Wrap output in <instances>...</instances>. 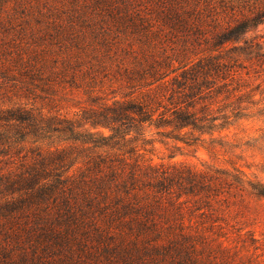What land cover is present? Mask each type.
I'll return each mask as SVG.
<instances>
[{"label": "trees", "instance_id": "obj_1", "mask_svg": "<svg viewBox=\"0 0 264 264\" xmlns=\"http://www.w3.org/2000/svg\"><path fill=\"white\" fill-rule=\"evenodd\" d=\"M33 15L38 28L30 26ZM92 16L101 18L105 36L118 41L126 32L142 44L140 68L128 79L145 80L138 90L147 91L85 111L81 123L20 105L0 107V264H78L87 257L186 264L228 252L219 223L223 206L245 190L264 197V184L239 170L155 162L146 153L147 145L155 149L148 132L156 130L164 145L173 140L177 149L212 154L217 150L204 137L213 145L215 133L249 117L264 99V34L248 35L264 23V0H0L2 77H16L15 70L34 76L31 58L24 61L18 49L24 29L42 33L44 24L62 28L66 19L72 26ZM173 39L212 50L232 44L234 62L209 56L189 66L178 60ZM127 53L139 58L132 46ZM220 97L232 110H206L214 102L207 99ZM200 101L204 110H196ZM100 127L109 133L94 131ZM55 136L81 146L45 144Z\"/></svg>", "mask_w": 264, "mask_h": 264}, {"label": "rangeland", "instance_id": "obj_2", "mask_svg": "<svg viewBox=\"0 0 264 264\" xmlns=\"http://www.w3.org/2000/svg\"><path fill=\"white\" fill-rule=\"evenodd\" d=\"M9 5H13V1H10ZM29 20L32 28H38L34 15ZM100 20L98 16H92L87 23L74 19L75 22L71 26V21L66 19L67 24L62 28H46L47 24H44L45 30L42 33L34 31L35 33L31 34L30 27L24 29L20 36L23 41L18 49L23 54L24 61L31 58L27 64L34 76L32 78L19 76L15 70L16 77L3 78L0 71V107L20 105L27 109L43 111L48 116H67L81 123L79 121L85 111L103 110L108 105L112 106L116 100L124 101L131 96L141 98L147 89L138 88L145 84V80L131 82L128 76L132 75L131 71L140 68L137 61L142 59V44L126 32L117 38L118 41L112 39L113 35L105 36L97 26ZM263 34L264 23L248 33L251 37ZM173 42L172 46L177 49L175 52L178 60L189 66L209 56H215L227 64L234 62V53L227 50L232 44H228L227 49L212 50L215 47L211 44L198 46L191 41L186 43L178 39H173ZM129 46L138 50L137 60L127 53ZM155 51L157 56H161L159 49ZM178 65L176 62V66ZM20 67L22 66L19 64L17 68ZM133 75L137 76L136 73ZM260 98L261 95H257L256 99ZM208 102H213V105L206 110H232L234 107L231 101H223L221 97L207 99L206 103ZM165 103L168 104V101ZM204 104L200 101L196 110H204L202 109ZM258 109H264V99L253 107V110H249V117L246 116L229 128L215 133L217 142L213 145L209 136L204 137L206 138L204 145L210 148L215 146L216 153L210 154L202 147L197 151L195 147L186 146L177 149L174 147L177 142L173 140H165L168 144L164 145L160 142L163 137L157 135L156 130H152L148 132V137L154 138L155 149L153 145H147V157L153 158L155 162L183 161L198 169L239 170L245 178L264 184V110L263 114L259 115ZM94 131L109 133L104 127ZM61 138L55 136L46 140L45 144L81 146L80 143L64 142ZM179 145L184 146L182 143ZM88 154L89 150L81 153L78 165L84 164ZM172 154H176L174 159L169 158ZM223 209L219 223L226 235L221 239L225 240L231 249L219 256L188 258L184 262L264 264V197L245 190L242 195L231 197ZM170 260L171 258L162 259L161 262L170 264ZM78 264L116 263H111L103 257H87L79 258Z\"/></svg>", "mask_w": 264, "mask_h": 264}]
</instances>
